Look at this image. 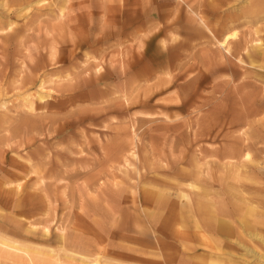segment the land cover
Masks as SVG:
<instances>
[{
  "label": "rangeland",
  "instance_id": "374dc122",
  "mask_svg": "<svg viewBox=\"0 0 264 264\" xmlns=\"http://www.w3.org/2000/svg\"><path fill=\"white\" fill-rule=\"evenodd\" d=\"M259 43L264 0H0V264H264Z\"/></svg>",
  "mask_w": 264,
  "mask_h": 264
},
{
  "label": "bare ground",
  "instance_id": "6f19581e",
  "mask_svg": "<svg viewBox=\"0 0 264 264\" xmlns=\"http://www.w3.org/2000/svg\"><path fill=\"white\" fill-rule=\"evenodd\" d=\"M68 1V0H67ZM247 1V0H246ZM244 4V3H243ZM108 6V8H112V6H110V5H107ZM154 6V5H153ZM154 8V7H153ZM152 8V9H153ZM197 10V9H196ZM151 11V10H150ZM161 13V12H160ZM194 13V12H193ZM162 14V13H161ZM164 15H165V13H164ZM163 15V16H164ZM141 17H143L142 15H140ZM190 17L192 16V15H189ZM134 17H136V16H134ZM138 17V16H137ZM140 19V18H139ZM198 19H200V21L207 27V29H209V27L207 26V23H206V21L202 18V17H200V18H198ZM134 21V20H133ZM170 24V23H169ZM169 24H167V25H169ZM164 25H166V24H164ZM110 27V26H109ZM109 27H105V29H102V30H109ZM209 31H210V33H211V35H212V31L209 29ZM195 32V31H194ZM107 34V36H102V37H99V38H96L95 39V41L96 42H99L100 43V41H101V43H102V41H104V40H107L108 38H109V36L110 37H112V36H115L114 34H113V32L111 31H109V32H107L106 33ZM112 35V36H111ZM214 37V36H213ZM232 37H233V35H232ZM223 39L222 40H216L217 42H219V46L220 47H222V49L224 50V52L223 53H225V54H228V53H230V49H229V39H230V35H225L224 37H222ZM214 39H216V38H214ZM87 41H89L88 39H86V40H84V39H81V38H78L76 41H73V43H72V49L69 51V54H68V56H70V54L72 55L73 54V52L77 49V47L78 46H80V45H82V43H84V42H87ZM228 45V46H227ZM86 45H84V47H85ZM261 46V44L259 43L258 44V47H254L255 49L254 50H251L250 52H249V50L251 49V48H253L252 46L250 47V49H248V47H247V45L246 46H244V49L243 50H245L246 52H247V50H248V52H247V57L249 58V61L251 62V63H254L257 59H259V57L260 58H262V59H264V49L263 48H261L260 47ZM264 46V45H263ZM75 47V48H74ZM89 47V46H88ZM142 55L144 54V53H141ZM240 54H242L243 55V53L241 52V50H238V52H237V59H238V61L240 62V63H243V59L240 57ZM53 57V56H52ZM56 58V57H55ZM65 57H63V56H59V57H57V61H62L63 59H64ZM137 59V58H136ZM236 59V60H237ZM54 59H52V61H53ZM131 60L132 59H130V58H128L127 60H126V67H125V70H124V72H123V76L124 77H128L129 76V73H130V68H129V66L131 65ZM221 60H223V59H221ZM232 60V59H231ZM133 61V60H132ZM137 61V60H136ZM136 61H134V62H136ZM143 61V60H142ZM218 61V60H217ZM220 61V60H219ZM138 62V61H137ZM136 62V63H137ZM222 62V61H221ZM229 62V64H231L232 63V61H228ZM59 63V62H58ZM87 64V63H86ZM90 65V64H89ZM98 65L99 64H96V68H95V70H96V72H99L98 73V75H96L95 76V79L91 82L90 80V77H85L83 80H82V82L83 83H85V84H91L92 86L93 85H95V86H97V83L99 82V80L100 79H102L103 78V74L99 71L100 70V67H98ZM138 65V64H137ZM142 65V64H141ZM90 66H88L87 68H89ZM124 67V66H123ZM254 67H256V66H254ZM86 68V69H87ZM232 69H234L233 67H232ZM117 75V73H113V76H116ZM131 75H135L134 73L133 74H131ZM33 76V75H32ZM136 76V75H135ZM32 79V78H31ZM26 80V79H25ZM29 80V79H28ZM163 81V80H162ZM166 81V80H165ZM24 82V81H23ZM34 81L33 80H30V84L31 83H33ZM43 83V82H42ZM41 83V84H42ZM79 83V82H78ZM78 83H76L77 85H78ZM165 83H168V82H165ZM40 84V85H41ZM164 84V83H163ZM164 85H166V84H164ZM161 86V85H160ZM75 92V91H74ZM73 93V92H72ZM81 93L82 92H80L79 94H78V96H80L81 95ZM150 93H151V91H150ZM254 93V92H253ZM48 95V94H47ZM47 95H45L42 91H37V92H35L34 94H31V93H26V95L23 97V101H24V103H25V105H26V108L27 109H25L23 112H22V117H21V119L19 120V125H17L16 127H12V130H13V132H18V131H26V130H30V129H33L35 126H34V123L33 122H35V116H36V113H35V104H34V100H33V96H36L37 98H38V100H40V101H45V97L47 96ZM249 95V94H248ZM252 99V98H251ZM49 101V100H48ZM127 101H128V98H127ZM221 101V100H220ZM49 102H47L46 104H48ZM126 103V102H125ZM2 104V103H1ZM36 104H38V103H36ZM42 104V103H41ZM141 104V103H140ZM222 104V103H221ZM4 105V104H3ZM42 106V105H41ZM257 109V108H256ZM256 111V110H255ZM3 117H5L4 115H3ZM90 118H93V117H90ZM3 119V118H2ZM4 120V119H3ZM20 133V132H19ZM13 136V135H12ZM15 136V135H14ZM245 141V140H244ZM246 153V152H245ZM250 154V153H249ZM244 156V155H243ZM241 158V157H240ZM244 158V157H243ZM258 161V160H257ZM225 164H226V162H224ZM223 163V164H224ZM233 163V162H232ZM227 166L229 165V163L228 164H226ZM230 165H232V164H230ZM229 168H231V167H229ZM245 168H246V166H245ZM125 169V168H124ZM206 175V174H205ZM18 179V178H17ZM21 179V178H20ZM23 179V178H22ZM21 181V180H20ZM14 182V181H13ZM11 183V182H10ZM14 183H16V182H14ZM17 183H20V182H18V180H17ZM5 184H4V182L3 181H0V193H1V191H6V190H12L11 188L10 189H6L7 187H5L4 186ZM38 185V184H37ZM146 185V184H145ZM142 186V185H141ZM147 186V185H146ZM178 186V185H177ZM18 188H20V185L18 184L17 186H16V188L15 189H18ZM146 188V187H145ZM154 190V189H153ZM179 190V189H178ZM165 192V191H164ZM143 197V196H142ZM173 197V196H172ZM155 198V197H154ZM185 198L189 201L190 199H189V197H188V195H185ZM178 199V198H177ZM238 203V202H237ZM239 204V203H238ZM213 216V215H212ZM211 217V216H210ZM260 218V217H259ZM217 221V220H216ZM261 222V221H260ZM3 244L4 245H6V246H8V247H10V248H13V249H15V250H20V248L18 247V246H16V245H11L10 243H8V242H6V241H4L3 242ZM24 251V253H25V255L26 256H28V258H26V260L28 259L29 260V257L31 256L29 253H28V251L27 250H23ZM99 255V254H98ZM94 257V256H93ZM95 258H97V256L95 257ZM32 258H30V260H31ZM33 259H36V258H33ZM93 259V258H92ZM91 259V260H92ZM39 261H40V259H39ZM93 261V260H92ZM27 262V261H26ZM99 262V261H98ZM33 263H35V261L33 262ZM40 263V262H39ZM93 264H96V261H93L92 262ZM29 264V263H28Z\"/></svg>",
  "mask_w": 264,
  "mask_h": 264
},
{
  "label": "crops",
  "instance_id": "0c3cea01",
  "mask_svg": "<svg viewBox=\"0 0 264 264\" xmlns=\"http://www.w3.org/2000/svg\"><path fill=\"white\" fill-rule=\"evenodd\" d=\"M214 227V226H213ZM214 231H215V227H214ZM204 233H206V234H204ZM204 233H200L201 235H194V238H198V240L199 241H205L206 239L205 238H207V240L210 242L211 240H210V238L211 237H214V238H216L215 236H211V235H213V234H211V232L210 233H208V232H204ZM206 236V237H205ZM212 240H213V238H212Z\"/></svg>",
  "mask_w": 264,
  "mask_h": 264
}]
</instances>
